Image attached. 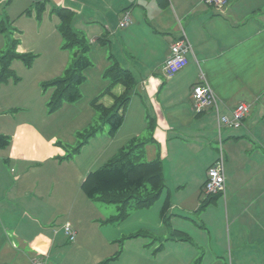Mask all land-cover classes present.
<instances>
[{
    "label": "crops",
    "instance_id": "crops-1",
    "mask_svg": "<svg viewBox=\"0 0 264 264\" xmlns=\"http://www.w3.org/2000/svg\"><path fill=\"white\" fill-rule=\"evenodd\" d=\"M46 2L49 14L55 8L69 6L75 12L74 20L79 28H92L90 34L115 38L116 45L121 46L117 48V53H123L127 47L131 49L133 59L138 54L140 56V52L143 55L146 50L148 54L144 56L147 60L149 53L154 52L153 47L147 46L150 35L170 33L179 25L172 36L175 43L185 35L192 45L193 51L187 56L188 68L171 79L167 78L171 80L167 99L160 97L164 86L158 78L160 75L155 72H150L147 79L143 78L142 86L144 82L146 85L139 88L151 100L158 125L154 128L155 138L150 139L153 141H146V160L161 159L164 174L169 168H174L179 179L172 182L181 191L192 183L194 176L200 182V194L197 192L196 197H190L177 206L176 218L179 216L180 219H177L184 223H176L175 228L172 225L167 239L161 238L169 242L166 264H195L199 256V264H222L221 261L229 264H263L264 155L259 148L252 146L251 131L257 133L259 136L256 138L260 139L264 126V97H261L264 92V0H228L224 8L207 5L201 0ZM126 12L131 14L133 23L127 28L124 38L122 34L117 35V28ZM51 14L46 19H53ZM59 22L57 17L52 25L55 35ZM91 38L94 41L97 37ZM20 50L26 51L23 46ZM170 54L171 48L168 47L164 64ZM134 69L137 70L136 66ZM197 69L206 73V81L220 101L221 115L230 116L241 103L249 104L250 110L241 128L225 127L221 130L222 145L227 147L226 190L215 202L207 205L218 207L219 213L214 221L212 216L207 215L211 217L208 223L201 221L202 224L193 225L189 214L197 211L207 199L208 196L205 195L203 200L201 196L208 170L217 159V154L208 146L211 144H208V140L219 144L220 138V132L218 136L216 133L213 136L214 129L219 131L215 109L209 108L199 113L194 110L193 87L200 83L201 77L197 75ZM182 90H186L185 97L174 100L173 96L179 95L178 92ZM123 91L124 88L121 93ZM256 126L259 132L254 129ZM4 127L6 131H0V136L9 137L10 145L0 148V264H32V261L36 264H57L61 259V253L58 256L57 252L63 251V240L69 239L63 226L59 223L57 226L56 208L39 192L41 185L37 180L41 174L40 168L49 161L42 158L47 155L41 148L37 151L41 153L33 151L41 139V131L34 123L19 121L13 116ZM122 129H125V124ZM30 135L37 142L32 143ZM196 153L205 159L201 175L199 172L190 173ZM57 154V157H50L57 159L60 156L59 152ZM31 175L36 183L29 179ZM53 185L49 186V190L55 189ZM191 200L194 202L189 203ZM74 230L78 237L79 232ZM176 231L187 234L188 239L176 237ZM77 246L74 244L69 249L74 250ZM109 256H101L96 262L105 264L112 258ZM151 256L150 253H143L136 243L130 242L124 245L123 253L114 261L118 264L124 257L123 264H147Z\"/></svg>",
    "mask_w": 264,
    "mask_h": 264
},
{
    "label": "rangeland",
    "instance_id": "rangeland-1",
    "mask_svg": "<svg viewBox=\"0 0 264 264\" xmlns=\"http://www.w3.org/2000/svg\"><path fill=\"white\" fill-rule=\"evenodd\" d=\"M39 1L41 0H0V22H4L7 28L5 32L0 30V57L10 49L13 41H18L16 52L19 55L33 56L29 64L19 57L13 59L10 69L14 75L0 83V131H6L4 126L9 120H12V116L19 121L28 120L32 124L34 123L41 131L39 142L30 135V141L32 139V143H38L33 151L37 152L41 148L47 155H43L42 158L49 160L43 168H40L41 174L37 180L41 185L39 192L46 196L47 200L52 202L50 204L56 208L58 212L57 226H63L64 230V227L69 224L79 232L76 241L63 240V251L57 252L58 256L61 253V259L59 258L57 264H98L96 261L99 257L106 255H111L109 258L116 256L108 263L115 264L114 260L123 253L124 245H128L130 242L136 243L143 253L152 255L147 264H166L165 255L169 242L168 240L163 241L161 238L167 239L168 230L172 229V225L175 228L176 223H184L179 220V216H177L179 219L176 218L177 206L190 197H196L197 192L200 194L198 189L200 182L195 176L192 183L190 182L186 188L184 186L185 191H181L178 189V185L173 183L179 179L176 171L174 168H169L164 174L165 188L161 197L151 207L144 209L137 208L136 201L132 200L126 206V211L120 209V206L116 204L90 200L82 190V184L87 173L105 165L122 147L131 145L134 138L142 142L155 138L154 128L158 126L155 123V111L151 100L146 98L142 89L139 88H144L146 82L142 86V80L145 77L147 79L151 75L150 72H155L160 75L158 78L164 86L160 97L162 100H164L163 97L168 98V84L175 75L168 80L163 73L164 54L168 47L171 48L173 45L175 40L172 33L179 25H176L170 33L160 32L149 36L147 46L153 47L154 52H150L149 58L145 60L144 55L147 53L145 49L143 55L140 52V56L138 54L135 59L131 58L134 55L127 47L123 53H117V48H121V46H117L115 38L99 37L96 33L90 34L92 28L83 30L73 20V28L87 41L88 51L85 57L90 62V66L82 73L84 83L79 87L80 98L74 103L65 101L59 110L51 112L48 103L52 98L54 88L46 84L65 78L67 70L72 69L76 62V55L82 51V48L68 47V42L59 31L55 35L52 25L57 17L54 13H50L53 19H46L47 16L50 17L48 11L44 12L41 18L38 17L37 2ZM27 10L32 11L31 15L27 13ZM127 28L118 27L117 35L118 33L122 34L125 38ZM91 37L97 38L92 41L94 38ZM99 39H103L105 42H101ZM21 46L26 51H21ZM112 56L121 67L134 73L137 83L126 113L125 129H122L115 137L110 136L111 126L102 122L101 112L92 105L96 99L105 106L112 105L114 102L113 97L107 93L112 83L108 70L115 62L114 59H111ZM135 66L137 70L134 69ZM2 70L0 67V74ZM197 70L198 76L206 74L204 71H199L200 69ZM201 70L205 69L201 68ZM112 89L114 94L118 96L122 94V86L119 85ZM185 92L186 90L179 91V95H174L173 99L184 98ZM261 97H264V92ZM262 128L260 139L256 138L259 136L257 133L251 131V135L255 137H252L251 141L253 142L252 146L259 148L258 150L264 155L262 149V147L264 148L263 125ZM254 129L259 132L257 126ZM95 131L94 136L88 137ZM215 133L218 136V129L213 130L214 137ZM87 141L90 143L89 146H83L88 143ZM152 141L150 140V142ZM209 142L211 144L208 146L217 154L216 160H218L221 150L220 143L217 144L218 142L213 140L212 142L208 140V144ZM78 148H81V151H78ZM222 150L226 155L225 144L222 145ZM58 152L60 158L50 157H57ZM204 162L205 159L202 155L199 156L196 153L190 173L199 172L201 175ZM29 179L34 180L32 175ZM37 181L34 180L35 183ZM53 184L56 186L55 189L49 190V186L52 187ZM205 195L203 193L201 196L202 200L206 197ZM193 202L191 200L189 203ZM52 206L50 207L52 208ZM164 207L167 208L166 211L164 210L165 217H162ZM218 213V207L206 206L202 208L200 204L197 211L189 214L190 223L193 225L194 223L202 224L201 221L208 223L210 216L214 221ZM183 220L186 221V219ZM74 244H78V246L76 249L70 250L69 246ZM211 244L213 245L214 241ZM132 254L134 255V253ZM123 258L118 264H123ZM199 258L197 259L198 264ZM32 264H36V262L32 261Z\"/></svg>",
    "mask_w": 264,
    "mask_h": 264
},
{
    "label": "trees",
    "instance_id": "trees-1",
    "mask_svg": "<svg viewBox=\"0 0 264 264\" xmlns=\"http://www.w3.org/2000/svg\"><path fill=\"white\" fill-rule=\"evenodd\" d=\"M37 5V14L41 18L46 11L47 2L39 1ZM31 12V10H27L30 15ZM52 13L59 18L60 22L57 29L68 42L67 46L82 48V51L76 55V62L72 69L67 70V76L46 84L54 88L52 98L48 103L50 111L54 112L59 110L65 101L74 103L80 98L79 87L84 83L82 73L90 66V62L85 57L88 51L87 41L72 26L75 12L66 7H59L53 9ZM0 30L2 32L7 30L4 22H0ZM100 41L103 42L104 40L101 39ZM17 47L18 41H13L10 49L0 57V67L3 69L0 74V83L9 76L14 75L10 69L13 59L19 57L29 64L33 58L30 55H19L16 52ZM111 59H114L115 62L108 70L112 83L107 93L113 97L114 102L111 106H105L96 99L92 105L101 112L102 122L111 126L110 136L115 137L124 125L132 98L131 95L134 94L137 83L133 72L121 67L113 56ZM119 85L124 88V91L118 96L112 92V88ZM95 133L96 131L92 135H88V137L94 136ZM131 142V145L122 147L105 165L91 171L86 176L82 184V190L90 200L116 204L120 206V209L126 211V206L132 200L136 201L137 208L144 209L151 207L161 197L165 188L163 162L161 159L146 160V141H137L134 138ZM9 145L10 138L1 135L0 148H7ZM80 149L78 148L77 150L80 151ZM218 196H208L202 202V208L215 202ZM166 208L164 207L162 210V217H165ZM175 235L182 240L188 239L187 234L181 231H176ZM114 258L107 260L105 264Z\"/></svg>",
    "mask_w": 264,
    "mask_h": 264
},
{
    "label": "built area",
    "instance_id": "built-area-1",
    "mask_svg": "<svg viewBox=\"0 0 264 264\" xmlns=\"http://www.w3.org/2000/svg\"><path fill=\"white\" fill-rule=\"evenodd\" d=\"M201 2L207 5H213L219 8H224L228 5V0H201ZM133 19L129 12L124 14L122 21L120 22V28H127L132 25ZM193 51L192 45L188 41L187 37L183 35L177 42L171 47V54L167 58L163 73L167 78H170L182 70H184L188 64V54ZM192 98L194 101V110L196 112H202L205 109L214 108L218 115V127L220 132V158L208 170V177L204 185V193L207 196H216L224 194L226 190V176H225V155L222 150V138L221 130L225 127L239 129L243 126L246 115L250 110V105L247 103L239 104L232 112L230 116L221 115L220 113V101L212 88L206 81L204 74H201L200 83L193 87ZM64 231L70 242H74L77 239V232L71 225L67 224L64 227Z\"/></svg>",
    "mask_w": 264,
    "mask_h": 264
}]
</instances>
